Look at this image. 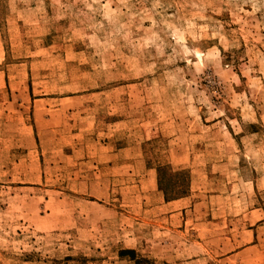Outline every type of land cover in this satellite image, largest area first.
Segmentation results:
<instances>
[{"label": "rangeland", "instance_id": "1", "mask_svg": "<svg viewBox=\"0 0 264 264\" xmlns=\"http://www.w3.org/2000/svg\"><path fill=\"white\" fill-rule=\"evenodd\" d=\"M0 264H264V0H0Z\"/></svg>", "mask_w": 264, "mask_h": 264}, {"label": "trees", "instance_id": "2", "mask_svg": "<svg viewBox=\"0 0 264 264\" xmlns=\"http://www.w3.org/2000/svg\"><path fill=\"white\" fill-rule=\"evenodd\" d=\"M125 254H132L133 252L132 251H124Z\"/></svg>", "mask_w": 264, "mask_h": 264}]
</instances>
